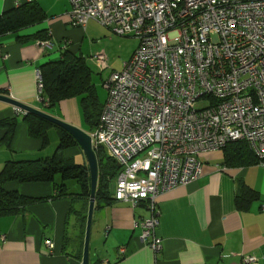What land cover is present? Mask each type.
Here are the masks:
<instances>
[{
    "label": "built area",
    "instance_id": "1",
    "mask_svg": "<svg viewBox=\"0 0 264 264\" xmlns=\"http://www.w3.org/2000/svg\"><path fill=\"white\" fill-rule=\"evenodd\" d=\"M69 2L73 27L94 21L138 42L122 70L104 81L106 100L88 135L93 149L102 147L119 167L115 202L143 204L150 213L136 226L142 244L158 253V197L196 182L200 155L243 141L264 162V0ZM90 61L108 69L103 52ZM36 89L46 106L39 71Z\"/></svg>",
    "mask_w": 264,
    "mask_h": 264
},
{
    "label": "crops",
    "instance_id": "2",
    "mask_svg": "<svg viewBox=\"0 0 264 264\" xmlns=\"http://www.w3.org/2000/svg\"><path fill=\"white\" fill-rule=\"evenodd\" d=\"M31 2L45 20L0 36V95L89 134L80 98L63 100L51 109L37 102L36 72L43 65L58 61L64 52L81 56L91 70V85L103 105L106 98L99 101L90 57L96 52L107 55L105 47L95 43L106 32L94 21L87 22L84 28L73 27L68 16L69 0H0V16ZM39 42H47L50 47L40 48ZM137 45L121 57L119 69H112L111 73L122 70ZM100 73L96 79L103 87L110 74L102 78ZM13 118L16 126L10 139L7 143L3 139L0 144V172L6 163L44 161L57 153L59 133L55 128L47 131L43 145L42 140L29 136L23 115H16L13 106L0 102V124ZM239 152L234 147L228 152L200 155L201 177L158 197V253L140 240L141 229L136 224L150 216L143 204L132 207L112 202L94 207L89 264H241L247 257L264 264V163H255L246 153L237 159ZM64 157L80 159L75 162L79 165L86 163L77 148L66 150ZM60 186H65L70 197L54 198ZM113 188L114 183L111 193ZM245 189L255 194L246 205L241 200ZM6 191L45 200L30 204L18 215L0 218V264H82L85 231L82 232L80 217L84 210L77 182L63 181L57 175L52 182H12ZM46 241L53 243L52 251L47 249Z\"/></svg>",
    "mask_w": 264,
    "mask_h": 264
},
{
    "label": "trees",
    "instance_id": "3",
    "mask_svg": "<svg viewBox=\"0 0 264 264\" xmlns=\"http://www.w3.org/2000/svg\"><path fill=\"white\" fill-rule=\"evenodd\" d=\"M43 20H45V16L42 15L35 3L23 4L0 16V36L17 32ZM39 72L43 82V97L47 103L45 107L51 109L63 100L80 98L84 123L88 131L91 132L98 122L102 105L98 102L94 87L91 85V70L85 60L81 56H74L68 52H64L58 61L43 65ZM23 122L27 126L29 136L42 140L43 145L47 142V131L50 128H55L59 133V146L57 153L50 159L19 163L9 162L4 165L0 172V218L18 215L30 204L45 200L29 199L18 193L8 192L6 191L8 184L12 182H52L53 178L59 175L63 181L73 180L80 185V197L83 198L84 210L80 219L82 232L84 233L90 195L88 167L86 163L79 165L75 163L73 158L67 159L64 157L66 150L72 148L80 150L79 146L64 130L37 116L26 114L23 116ZM15 126V118L0 124L1 128L7 130L3 143L9 141ZM234 147L241 151L236 153L237 159L245 157L246 153V156H252L255 163H259L243 141L229 144L223 151L228 152L230 148ZM94 153L98 165L94 207L98 208L115 202L110 187L115 182L119 173V167L102 147L94 149ZM230 156L233 158L229 153ZM61 197H70L66 194L65 186H60L56 189L54 198ZM254 198L255 194L250 189H245L241 196V200L245 205L249 204Z\"/></svg>",
    "mask_w": 264,
    "mask_h": 264
},
{
    "label": "water",
    "instance_id": "4",
    "mask_svg": "<svg viewBox=\"0 0 264 264\" xmlns=\"http://www.w3.org/2000/svg\"><path fill=\"white\" fill-rule=\"evenodd\" d=\"M0 102L9 104L15 108L22 110L27 114L37 116L61 128L66 133H68L79 146L86 160V164L89 172V178H90V195H89V203H88V210L86 216V226H85V235H84L83 252H82V264H89V240H90V231H91L92 217L94 212L95 194H96L97 179H98L97 159L94 153V149L92 147L90 136L86 132L82 131L77 127L69 125L39 110L21 104L11 98L0 95ZM6 134L7 131L5 129L0 128V144L3 141Z\"/></svg>",
    "mask_w": 264,
    "mask_h": 264
},
{
    "label": "rangeland",
    "instance_id": "5",
    "mask_svg": "<svg viewBox=\"0 0 264 264\" xmlns=\"http://www.w3.org/2000/svg\"><path fill=\"white\" fill-rule=\"evenodd\" d=\"M99 27L101 29L105 30V32H106L105 37L98 38V40H96V42H95L96 44L98 43V45L102 44L103 47H105V49L107 50L106 56H107V59L109 58L108 59V63H109L108 69L100 73L101 77L105 78L106 76L108 77V75L111 73V71H113L112 69H114L115 71L117 69H119L120 64L122 62L121 57L124 55H127L128 52L130 51V49L132 48V46L136 43L138 44V42L133 37L116 36V35L111 34L107 29H105L101 26H99ZM86 44L87 43H85V45ZM96 53H99V52H96ZM94 66L91 65V68L95 73L94 83H96L98 98H99L100 102H104V100L106 98V91L103 89V87H100V82L96 79V78H99L98 76H96V75H99V69L96 66H95L96 67L95 68ZM199 107H200V105L197 106V108H199ZM79 160L80 159H77V160H75V162L76 161L79 162Z\"/></svg>",
    "mask_w": 264,
    "mask_h": 264
}]
</instances>
